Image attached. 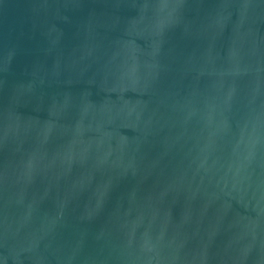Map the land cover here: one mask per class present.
Returning a JSON list of instances; mask_svg holds the SVG:
<instances>
[{
  "label": "water",
  "instance_id": "water-1",
  "mask_svg": "<svg viewBox=\"0 0 264 264\" xmlns=\"http://www.w3.org/2000/svg\"><path fill=\"white\" fill-rule=\"evenodd\" d=\"M0 264H264V0H0Z\"/></svg>",
  "mask_w": 264,
  "mask_h": 264
}]
</instances>
